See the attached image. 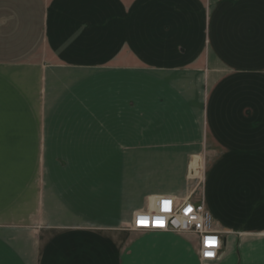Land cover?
<instances>
[{
  "label": "crops",
  "instance_id": "crops-1",
  "mask_svg": "<svg viewBox=\"0 0 264 264\" xmlns=\"http://www.w3.org/2000/svg\"><path fill=\"white\" fill-rule=\"evenodd\" d=\"M95 45L113 55L101 67L111 119L26 131L27 148L48 150L36 264H202L195 234L128 227L159 196L186 197L201 157L167 150H205L223 248L264 229V0H0V69Z\"/></svg>",
  "mask_w": 264,
  "mask_h": 264
},
{
  "label": "rangeland",
  "instance_id": "rangeland-1",
  "mask_svg": "<svg viewBox=\"0 0 264 264\" xmlns=\"http://www.w3.org/2000/svg\"><path fill=\"white\" fill-rule=\"evenodd\" d=\"M36 50H40L38 56L29 64L0 69V264H36L42 248L44 231L38 222L41 221L40 206L45 186L44 153L48 150L27 148V129L38 125L71 124L77 119L83 124L106 123L111 119L104 109L108 105L107 93L112 90H108L106 84V68L101 67L113 55L105 46L95 45L88 54L74 55L66 60L45 51V47ZM41 59L50 63L49 66L39 68L33 63ZM136 59L137 55L132 54L130 62L139 63ZM87 63L98 65L100 69L85 68ZM140 80L138 75L132 78V94L144 88ZM152 88L149 91L153 92ZM135 104L138 106L137 100ZM64 111L82 113L69 116ZM167 151L174 155L184 154L187 165L194 155L201 157L202 165L197 162L195 176L191 163V175L182 181L181 191L186 197L201 198L214 215L213 219L217 217L226 222V213L217 209V202L210 196V184L208 186L204 181L205 150ZM187 165L184 166L186 170ZM201 263L264 264V229L253 233L234 232L228 246L223 248L220 260Z\"/></svg>",
  "mask_w": 264,
  "mask_h": 264
},
{
  "label": "built area",
  "instance_id": "built-area-1",
  "mask_svg": "<svg viewBox=\"0 0 264 264\" xmlns=\"http://www.w3.org/2000/svg\"><path fill=\"white\" fill-rule=\"evenodd\" d=\"M165 201L169 202L167 211H165ZM141 218L147 221L146 224L142 225L138 222ZM157 219L163 221V226H157ZM128 227L139 232L170 231L180 234H195L199 245V257L203 262L218 260L223 248V232L215 227L213 216L204 201L192 196L179 199L172 195H161L152 208L137 211ZM208 237L216 239V243L212 247H208L204 243ZM206 252L213 254L206 256Z\"/></svg>",
  "mask_w": 264,
  "mask_h": 264
},
{
  "label": "clouds",
  "instance_id": "clouds-1",
  "mask_svg": "<svg viewBox=\"0 0 264 264\" xmlns=\"http://www.w3.org/2000/svg\"><path fill=\"white\" fill-rule=\"evenodd\" d=\"M166 208H167V205H165V211H166ZM144 222H147V221L144 219ZM157 222L162 223L163 221L160 220V219H157L156 223ZM204 243H205L206 246L212 247L213 245H215L216 239L214 237H208V238H206ZM212 254H213L212 252H206L205 253L206 256H211Z\"/></svg>",
  "mask_w": 264,
  "mask_h": 264
},
{
  "label": "snow or ice",
  "instance_id": "snow-or-ice-1",
  "mask_svg": "<svg viewBox=\"0 0 264 264\" xmlns=\"http://www.w3.org/2000/svg\"><path fill=\"white\" fill-rule=\"evenodd\" d=\"M164 203H165V205H168L169 202H168V201H165ZM167 210H168V208H166V211H167ZM188 211L190 212L191 209L189 208ZM138 222H139L140 224H142V225L146 224V222H144V219H143V218H141ZM156 224H157V226H163V223H159V222H157Z\"/></svg>",
  "mask_w": 264,
  "mask_h": 264
}]
</instances>
